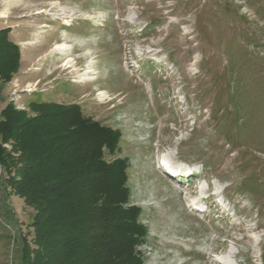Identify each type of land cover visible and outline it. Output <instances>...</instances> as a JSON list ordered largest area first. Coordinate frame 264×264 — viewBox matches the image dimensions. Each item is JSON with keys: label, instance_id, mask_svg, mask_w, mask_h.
<instances>
[{"label": "rangeland", "instance_id": "374dc122", "mask_svg": "<svg viewBox=\"0 0 264 264\" xmlns=\"http://www.w3.org/2000/svg\"><path fill=\"white\" fill-rule=\"evenodd\" d=\"M4 28L0 112L78 104L119 131L104 158L127 160L142 264H264V0H0ZM7 167L0 264H19L34 209Z\"/></svg>", "mask_w": 264, "mask_h": 264}, {"label": "trees", "instance_id": "16d2710c", "mask_svg": "<svg viewBox=\"0 0 264 264\" xmlns=\"http://www.w3.org/2000/svg\"><path fill=\"white\" fill-rule=\"evenodd\" d=\"M8 32L0 30V81L19 67ZM28 108L35 115L11 103L0 112V164L13 170V187L34 209L35 249H22L19 264H142L147 229L129 203L127 160L104 158L118 149L119 131L84 117L78 104Z\"/></svg>", "mask_w": 264, "mask_h": 264}, {"label": "bare ground", "instance_id": "6f19581e", "mask_svg": "<svg viewBox=\"0 0 264 264\" xmlns=\"http://www.w3.org/2000/svg\"><path fill=\"white\" fill-rule=\"evenodd\" d=\"M3 17H5V16H3ZM56 47H57V46H56ZM159 162H160V161H159ZM163 162H165V160L162 159V164H163ZM160 163H161V162H160ZM164 164H165V163H164ZM221 263H222V262H221ZM221 263H220V264H221ZM225 264H226V263H225Z\"/></svg>", "mask_w": 264, "mask_h": 264}, {"label": "crops", "instance_id": "0c3cea01", "mask_svg": "<svg viewBox=\"0 0 264 264\" xmlns=\"http://www.w3.org/2000/svg\"><path fill=\"white\" fill-rule=\"evenodd\" d=\"M1 17H3V16H1ZM15 44H17L18 45V43H15ZM19 46V45H18Z\"/></svg>", "mask_w": 264, "mask_h": 264}]
</instances>
